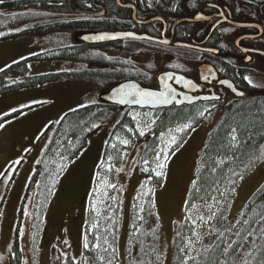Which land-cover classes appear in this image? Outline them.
Wrapping results in <instances>:
<instances>
[{
  "label": "trees",
  "instance_id": "1",
  "mask_svg": "<svg viewBox=\"0 0 264 264\" xmlns=\"http://www.w3.org/2000/svg\"><path fill=\"white\" fill-rule=\"evenodd\" d=\"M98 7L94 0H3L0 3V33H2L0 40L24 35L49 38L50 35L62 34L68 37L71 34L75 37L81 32L96 30L92 20L84 18L85 16L79 14V11L83 8L96 10ZM15 23L18 24V27H15L17 29H8ZM3 28L7 30L2 31ZM110 46L109 44L72 43L69 40L63 44L51 45L42 53L13 62L0 70V96L66 79H84L109 86L124 80L135 79L136 75L116 67L126 59L122 48L117 49L121 51L117 55H111L108 53V50L112 49ZM184 53L181 51L180 54ZM41 58L73 61L76 67L66 71L30 74L29 60ZM90 63L91 65H88ZM100 65L107 67L101 68ZM112 67H114L113 70ZM249 99H252V96L239 98L242 104L233 103L227 106L205 134L204 144L194 168L193 180L188 189L186 207L196 200V192L200 187H207L212 183V172L220 171V168L217 169V160L224 156L230 158L221 168L227 174V183L219 198L220 202L215 210L210 233L197 257L184 262L181 254L176 251L173 264H244L245 261L247 264H264V181L239 209L235 211L234 208L236 188L255 168L264 146V99L257 103L245 102ZM26 109L28 108L12 110L0 115V124L13 119ZM179 111L173 108L154 111L161 112L162 117L155 114V122L149 129V131L153 129L151 141L149 140L144 151V160L153 157L156 139L168 126L188 119L194 126L200 125L201 116L196 117L195 113L189 112L182 114ZM125 120L130 121L127 113L122 112L120 107L99 99L97 102L69 110L58 121L47 127L46 131H50L49 140L44 154L34 165L26 191V196L34 191L29 211L30 233L33 240L42 227V214L57 187V178L87 146L93 134L100 128L110 125L102 159L111 157L118 164L124 162L128 153L125 149L132 148L124 146L126 148L122 150L120 145H117V148H111L109 143L112 136L125 134L133 144L142 140L137 136L133 137L130 132L133 129L132 126L122 125ZM233 136L236 137L235 140L232 139ZM101 166L102 163L98 165V170ZM162 179V176L151 175L150 179L145 180L150 183L151 191L140 216L136 214L135 208H132L127 238L128 264H164V254L160 244L161 221L156 214L154 199H152V188H158L162 184ZM120 206L119 194L109 187L104 213L98 218V225L93 234L89 235L90 248L84 249L82 254L85 258H91V264H118ZM23 215L24 210L21 209L14 240L7 256L10 264H23L19 246V225ZM96 236H98L97 239ZM95 243L98 244L96 248ZM52 250L45 264H80L73 259L70 250L64 255L66 258L62 263L59 261L53 263L55 255H63L60 250ZM33 258H35L34 263L39 264L37 254Z\"/></svg>",
  "mask_w": 264,
  "mask_h": 264
},
{
  "label": "rangeland",
  "instance_id": "2",
  "mask_svg": "<svg viewBox=\"0 0 264 264\" xmlns=\"http://www.w3.org/2000/svg\"><path fill=\"white\" fill-rule=\"evenodd\" d=\"M62 17L67 19L65 16ZM12 27L8 29H17L15 27H18V24L15 23ZM5 30L7 28L2 29ZM53 36L42 38L24 35L0 40V70L13 62L42 53L51 45L63 44L69 40L74 42V36L71 34L68 37L62 34ZM28 66L30 74L66 71L76 67L73 61L50 58L29 60ZM109 88L110 86L105 83L88 82L84 79H66L29 88L34 98L21 97L23 102L18 107L28 109L16 117L18 133L11 134L10 127L5 134L0 131V262L2 264L7 262L21 209L26 215V217L23 215L19 225V246L23 264H35L33 258L35 254L39 257V264L47 263L51 249L60 250L63 255H55L53 263L56 261L62 263L66 258L64 255L70 250L73 259L78 263L91 264V258L82 255L83 244L87 243V248H90L89 235L93 234L95 226L98 225V220H94L95 217L104 213L106 192L109 187L121 198L118 264H128L127 238L132 208H135L138 216L142 214L151 191L150 183L145 180L150 179L151 175L157 176V172L163 173L161 175L163 179L158 188H152V199L156 214L161 221L160 244L164 254V264H173L176 251L181 254L184 262L197 257L210 233L213 214L227 183V174L221 168L230 158L224 156L217 160V169L220 168V171L212 172V183L207 187H200L196 192V200L194 199L195 201L186 207L188 189L193 180L194 168L204 144L205 134L219 119L217 110L211 115L203 112H201L203 115L195 114L196 117L201 116L198 127L194 126L190 119L168 126L158 135L154 155L148 160H144L143 155L151 141L153 129L150 131L149 129L155 122V117L149 112H131V119L135 123L132 126L134 129L130 132H133V137L137 136L142 140L134 144L130 143L131 140L127 137L125 139L118 136L119 138L114 137L112 141L110 140L109 144L113 149L117 148L118 144H121L122 150L127 146L132 148L125 149L128 153L122 164L113 161L111 157L102 159L110 125L100 128L89 138L82 152L57 178V187L42 214V227L39 233L35 234L34 240L32 239L29 211L34 191L27 196L26 191L34 165L44 154L49 140L50 131H46L47 127L58 121L69 110L97 102ZM185 125L189 127H184ZM177 129L183 130L177 131ZM141 132L144 134L141 135ZM173 137L176 138V143H170ZM100 162L102 166L97 170ZM160 164L164 167L160 168L158 166ZM263 181L264 146L257 165L236 188L235 211ZM97 246L98 244L95 243L94 247ZM135 250L134 247V253Z\"/></svg>",
  "mask_w": 264,
  "mask_h": 264
},
{
  "label": "flooded vegetation",
  "instance_id": "3",
  "mask_svg": "<svg viewBox=\"0 0 264 264\" xmlns=\"http://www.w3.org/2000/svg\"><path fill=\"white\" fill-rule=\"evenodd\" d=\"M94 2L99 6L96 10L83 8L79 14L92 20L97 29L79 33L72 43L86 44L79 36L97 32H129L157 39L130 38L103 44L113 46L108 50L111 55H117L121 52L117 49L122 48L127 61L125 59L116 67L137 76L124 81L133 80L144 87L160 90L159 76L170 73L162 78L164 85L200 97L196 103L168 108L180 110L182 114L189 112L197 115L201 112L211 115L217 110L220 117L227 106L242 104L239 101L242 97L235 96L223 85L227 81L236 89L246 92L244 98L252 96L245 102L257 103L264 99V0ZM177 43L194 47H181ZM181 51L187 53L180 54ZM175 74L190 79L191 87L183 89L178 86L171 78ZM118 107L127 113L130 120H125L122 125L129 127L135 123L131 119L132 111H145L154 117L155 114L162 117L161 112L156 113L155 110L147 111L127 105ZM6 264H10V261Z\"/></svg>",
  "mask_w": 264,
  "mask_h": 264
},
{
  "label": "water",
  "instance_id": "4",
  "mask_svg": "<svg viewBox=\"0 0 264 264\" xmlns=\"http://www.w3.org/2000/svg\"><path fill=\"white\" fill-rule=\"evenodd\" d=\"M129 32H97V33H84L79 36V39L86 44H102L114 41H121L125 39L135 38V39H148L151 41H158L157 39L151 38L147 35H127ZM104 36V39H98L97 37ZM160 41V40H159ZM177 46L181 47H194L193 45H187L183 43H177ZM170 73L161 74L159 76L160 90H154L140 85L138 82L129 80L121 82L112 88H110L106 93L101 95V99L112 105L120 106H130L143 109H157V108H167L172 105L181 106L189 105L200 100V97L193 96L189 91L178 90L176 87L172 88L163 84L162 78L164 75H169ZM174 82L180 87L186 88L192 85L191 80L184 77L183 75L175 74L171 77ZM227 86L235 96H245L247 93L240 91L234 87V85L227 81L223 83ZM183 88V89H184ZM151 92L155 93L154 96L142 97L140 93ZM203 100V99H202ZM169 101V102H165Z\"/></svg>",
  "mask_w": 264,
  "mask_h": 264
},
{
  "label": "crops",
  "instance_id": "5",
  "mask_svg": "<svg viewBox=\"0 0 264 264\" xmlns=\"http://www.w3.org/2000/svg\"><path fill=\"white\" fill-rule=\"evenodd\" d=\"M30 89H24L17 92L7 93L0 96V115L12 111L13 109H20L23 107H18L22 104V96H26L28 99H33L34 94H32ZM18 117V116H16ZM16 117L11 120L6 121L3 125L4 127L0 128L1 133L5 134L10 127V133L16 135L18 133V127L15 124ZM14 156V155H13Z\"/></svg>",
  "mask_w": 264,
  "mask_h": 264
},
{
  "label": "snow or ice",
  "instance_id": "6",
  "mask_svg": "<svg viewBox=\"0 0 264 264\" xmlns=\"http://www.w3.org/2000/svg\"><path fill=\"white\" fill-rule=\"evenodd\" d=\"M2 2H3V0H0V3H2ZM0 35H2V33H0ZM127 35L131 36V35H133V34H132V33H128ZM97 38H98V39H104L105 37H104V36H99V37H97ZM246 79H247V78H246ZM249 82H251V81H249ZM225 83H227V82H225ZM140 95H141L142 97H146V96L150 97V96H154L155 93H151V92H143V93H140ZM165 102L167 103V102H169V101H165ZM13 111H15V109H13ZM201 115H203V113H201ZM2 127H4V125H3V124H0V128H2ZM184 127H189V125H185ZM182 130H183V129H177V131H182ZM140 134L143 135L144 133L141 132ZM232 139L235 140L236 137L233 136ZM124 143H128V141H124ZM170 143H176V138L173 137L172 140L170 141ZM158 166H159L160 168H163V167H164L163 164H160V165H158ZM156 175H157V176H161V175H163V173H162V172H157ZM213 215H214V214H213ZM84 247H85V248L88 247L87 243H85ZM229 247H231V245H229ZM225 252H227V249H225ZM244 264H247V262L245 261Z\"/></svg>",
  "mask_w": 264,
  "mask_h": 264
}]
</instances>
